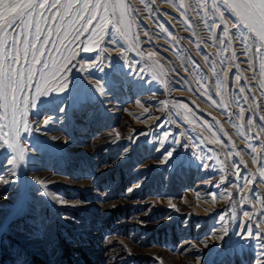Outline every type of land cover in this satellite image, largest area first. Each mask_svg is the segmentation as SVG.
<instances>
[{
    "label": "rangeland",
    "instance_id": "obj_1",
    "mask_svg": "<svg viewBox=\"0 0 264 264\" xmlns=\"http://www.w3.org/2000/svg\"><path fill=\"white\" fill-rule=\"evenodd\" d=\"M100 3L108 5L103 31L60 37L67 44L60 53L74 54L64 93L39 96L35 84L44 81L35 69H44L32 65L24 95L37 97L25 116L33 130L20 125L24 158L0 166V264H262L261 42L225 0ZM221 15L235 33L231 47L221 43L228 36ZM46 47L44 76L55 89L53 59L65 62ZM98 56L103 71H80ZM11 119L0 108L5 131ZM165 132L175 149L168 163L159 144Z\"/></svg>",
    "mask_w": 264,
    "mask_h": 264
},
{
    "label": "snow or ice",
    "instance_id": "obj_2",
    "mask_svg": "<svg viewBox=\"0 0 264 264\" xmlns=\"http://www.w3.org/2000/svg\"><path fill=\"white\" fill-rule=\"evenodd\" d=\"M225 4L226 7L233 11L239 24L243 25L250 34L257 37L261 42L260 47L255 49V54L259 56L261 53H264V0H232L231 3L225 0ZM212 7L217 11L219 10L215 2H213ZM101 9L107 12L108 5L100 3V0H96L92 4L84 3L83 5L78 2L73 3V0H68L67 3H62L61 0H0V108H4L5 110L10 109L12 112L9 130H4L5 127H8L7 125L0 126V149H11L12 153H15V155H11L10 160V154L6 152L0 153V156H3L0 166L4 164L16 166L18 160L22 161L24 158L25 146L20 140V125L23 124L25 131L33 130L25 119V116L27 114L26 110L30 105L31 107L36 106L33 102L37 97L31 94L29 96L24 95L25 89L29 88L28 82L34 80L32 65H43L44 69L43 71L39 67L35 69V71L40 72L41 78L44 81L43 87L39 82L35 84V90L39 96H45L53 90L64 93L65 89L68 88L69 80L64 73L73 71L74 66L71 65L70 61L73 59L74 54L64 56L63 53H60V48L67 50V44L60 37L64 36L66 38L68 35L75 33L72 37L75 39L83 31H103L107 24V19L101 14ZM127 10L130 11L131 9L128 8ZM45 12H48L49 15L45 16ZM219 19L223 24V31L228 34L224 40H221V43H225L228 47H231L235 33L229 29L223 15ZM93 20L97 22L93 24ZM50 21L51 24L49 23ZM42 23L43 27H41ZM76 25L78 27H74ZM88 25H91V27L89 28ZM238 26L235 23L232 24L233 28H237ZM17 28L18 31H14ZM68 28L72 30L71 33L67 31ZM53 31L57 35L56 41L50 39ZM9 33H11L10 42ZM49 44L52 45L53 50L60 54L61 59L65 62L58 63L53 59L55 68L51 75L56 76L57 72L60 73V76L54 81L56 84L55 89H53L52 84L48 83V80L44 76V72L48 70L49 65L43 57L45 53L49 52V49L46 47ZM57 44L60 45L59 48ZM84 51H91V48L84 46ZM248 51V46L245 44V56H247ZM232 55H235V52ZM104 67V58L98 56L88 67L82 66L80 71L90 72L92 69L103 71ZM261 70L264 71V62L261 63ZM239 79L240 77L237 76V80ZM93 87L96 93L100 95L104 94V86L100 80L95 79ZM218 87L221 96L220 103H224L225 91L223 81L218 82ZM60 111L63 112L64 109H60ZM17 114H19V119H17ZM51 120L50 116L43 119V126L49 125ZM37 123H39V120ZM248 123H251V121H248ZM35 130L39 131V128ZM168 136L169 133L165 132L163 139L159 141L160 147L163 150L162 163L170 162L175 156V149L170 150L169 147H166ZM117 138H119L118 133ZM249 147L255 153V147L252 145H249ZM261 147L262 152H264V145ZM253 163L259 164L257 156H253ZM261 176L264 177V171H261ZM246 183H252V180L249 179ZM213 198H215V194H213ZM60 203L63 204L64 201H60ZM244 215L251 219L248 212H245ZM221 220H223V217H221ZM226 234L227 230H225ZM248 234L250 236L253 235L250 229ZM261 261L264 264V251L261 252Z\"/></svg>",
    "mask_w": 264,
    "mask_h": 264
},
{
    "label": "trees",
    "instance_id": "obj_3",
    "mask_svg": "<svg viewBox=\"0 0 264 264\" xmlns=\"http://www.w3.org/2000/svg\"><path fill=\"white\" fill-rule=\"evenodd\" d=\"M69 264H72V263L69 262Z\"/></svg>",
    "mask_w": 264,
    "mask_h": 264
}]
</instances>
